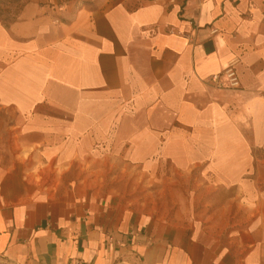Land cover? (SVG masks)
I'll return each instance as SVG.
<instances>
[{
	"label": "crops",
	"instance_id": "obj_1",
	"mask_svg": "<svg viewBox=\"0 0 264 264\" xmlns=\"http://www.w3.org/2000/svg\"><path fill=\"white\" fill-rule=\"evenodd\" d=\"M230 66L240 87L219 88ZM0 120L18 154L177 172L204 203L156 211L98 177L52 190L19 160L0 264H264V0H24L0 21Z\"/></svg>",
	"mask_w": 264,
	"mask_h": 264
},
{
	"label": "rangeland",
	"instance_id": "obj_2",
	"mask_svg": "<svg viewBox=\"0 0 264 264\" xmlns=\"http://www.w3.org/2000/svg\"><path fill=\"white\" fill-rule=\"evenodd\" d=\"M24 0H0V21H11L15 18ZM0 134H2V121L0 120ZM19 150L17 139L0 137V179L8 174L10 169L21 160L26 166L25 173L33 177L44 187L56 190L68 179L77 177H98L106 179L112 186L122 190L123 193L135 194L144 203H150L156 211L173 212L179 207L191 210L203 209L204 203L197 200L194 180L186 179L177 172L150 170V172L126 168H108L104 170L69 169L67 165H58L48 162L42 156L15 152ZM205 223L228 226L236 219L234 218H202Z\"/></svg>",
	"mask_w": 264,
	"mask_h": 264
},
{
	"label": "built area",
	"instance_id": "obj_3",
	"mask_svg": "<svg viewBox=\"0 0 264 264\" xmlns=\"http://www.w3.org/2000/svg\"><path fill=\"white\" fill-rule=\"evenodd\" d=\"M222 76L226 77L227 85L222 83ZM212 80L217 83V86L219 88L229 87L235 89L240 87L239 76L234 66H230L222 75H214L212 77Z\"/></svg>",
	"mask_w": 264,
	"mask_h": 264
}]
</instances>
